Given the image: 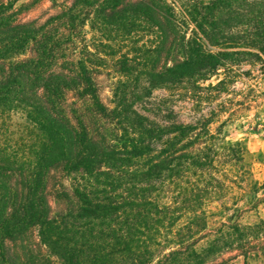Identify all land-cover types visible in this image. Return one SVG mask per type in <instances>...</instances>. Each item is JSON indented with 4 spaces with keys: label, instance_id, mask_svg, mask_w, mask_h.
Instances as JSON below:
<instances>
[{
    "label": "trees",
    "instance_id": "obj_1",
    "mask_svg": "<svg viewBox=\"0 0 264 264\" xmlns=\"http://www.w3.org/2000/svg\"><path fill=\"white\" fill-rule=\"evenodd\" d=\"M51 8L23 20L0 0V264L248 262L264 219L209 227L253 174L212 124L246 105L217 102L240 67H264V0Z\"/></svg>",
    "mask_w": 264,
    "mask_h": 264
},
{
    "label": "rangeland",
    "instance_id": "obj_2",
    "mask_svg": "<svg viewBox=\"0 0 264 264\" xmlns=\"http://www.w3.org/2000/svg\"><path fill=\"white\" fill-rule=\"evenodd\" d=\"M14 1V8L20 9V18L23 20L34 19L41 16L44 12H54L51 8L54 0H4ZM63 0H57L62 2ZM241 70H250L252 74H241L238 80L231 87V94H223L217 102H220L224 96H230L236 100L246 101V105H235L241 108L236 115H230L229 111L218 113L212 128L216 131L221 129L222 144L244 145L247 149L246 163L252 170V176L242 187L238 189V199H228L227 209L219 205V201L212 203V210L215 212L209 218V227H216L222 221L229 218H237L244 224H254L264 219V67L260 69L259 64L244 63ZM223 76V72L221 73ZM103 82L102 97L109 102L111 90L109 80L105 75L100 77ZM217 81V76L213 78ZM164 90H158L157 94H164ZM191 106V104H188ZM234 106V105H233ZM234 106V107H235ZM244 106H247L246 108ZM213 107V105H212ZM209 108L205 107L200 112L208 113ZM222 209V210H221ZM264 231L259 234L258 238L250 237L260 244L258 253L248 262L243 255L235 256L236 251H224L220 256L215 257L208 264H264ZM161 250L157 251V255Z\"/></svg>",
    "mask_w": 264,
    "mask_h": 264
}]
</instances>
